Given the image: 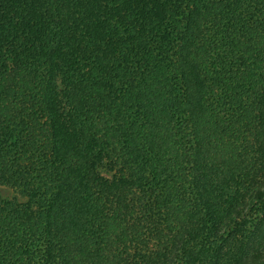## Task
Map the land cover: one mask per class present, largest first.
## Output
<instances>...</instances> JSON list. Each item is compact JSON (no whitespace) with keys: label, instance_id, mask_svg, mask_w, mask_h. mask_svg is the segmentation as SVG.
<instances>
[{"label":"trees","instance_id":"obj_1","mask_svg":"<svg viewBox=\"0 0 264 264\" xmlns=\"http://www.w3.org/2000/svg\"><path fill=\"white\" fill-rule=\"evenodd\" d=\"M0 185V264H264V0H0Z\"/></svg>","mask_w":264,"mask_h":264},{"label":"rangeland","instance_id":"obj_2","mask_svg":"<svg viewBox=\"0 0 264 264\" xmlns=\"http://www.w3.org/2000/svg\"><path fill=\"white\" fill-rule=\"evenodd\" d=\"M99 172L104 177H110V173L104 170L103 168L99 169ZM0 197L3 199H17V200H23L22 198L18 197L14 190L8 186L0 185Z\"/></svg>","mask_w":264,"mask_h":264}]
</instances>
